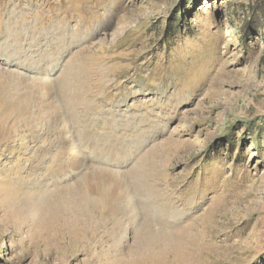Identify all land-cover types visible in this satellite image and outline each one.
Returning <instances> with one entry per match:
<instances>
[{
    "label": "rangeland",
    "instance_id": "1",
    "mask_svg": "<svg viewBox=\"0 0 264 264\" xmlns=\"http://www.w3.org/2000/svg\"><path fill=\"white\" fill-rule=\"evenodd\" d=\"M0 82V264H264V0H0Z\"/></svg>",
    "mask_w": 264,
    "mask_h": 264
},
{
    "label": "bare ground",
    "instance_id": "2",
    "mask_svg": "<svg viewBox=\"0 0 264 264\" xmlns=\"http://www.w3.org/2000/svg\"><path fill=\"white\" fill-rule=\"evenodd\" d=\"M34 29V28H33ZM37 30L40 31L41 29H34V33H37ZM68 79V78H67ZM2 83V82H0ZM43 85V84H42ZM67 86V85H66ZM44 89L46 90V93H41L44 96H49L50 98L52 97L53 99V94H52V86L50 83H44ZM43 90V89H42ZM17 93V92H16ZM40 94V92H39ZM40 94V95H41ZM3 96V97H2ZM43 96V98H44ZM3 98L4 95L3 93L0 91V141L2 142L3 140H5L8 136V133L6 131V127L8 126V122L11 123H16L17 121H19L21 119V116L19 114H17L19 111V107L16 102L12 103L11 105L8 103H4L3 102ZM42 98V97H41ZM39 99V98H38ZM78 100V99H77ZM13 101H17V100H13ZM12 101V102H13ZM80 101V100H78ZM18 102V101H17ZM19 103V102H18ZM56 103V102H55ZM54 102H51L49 104V108H52V110H55V113H57L59 111V105H56ZM22 104V103H21ZM22 106V105H21ZM61 107V106H60ZM48 108V109H49ZM68 109H70V107H68ZM22 110V109H21ZM51 111V110H50ZM22 112V111H21ZM69 112V110H68ZM53 113V112H52ZM21 114V113H20ZM71 115V114H70ZM73 118V116H72ZM76 118V117H75ZM74 119V118H73ZM72 121V120H71ZM78 121V119H77ZM10 126V125H9ZM12 127V126H11ZM86 140H81L79 143L77 142H73V141H66L65 142V147L67 148V150H73L75 148L78 147H84L86 149H90L94 147V141L91 139H87ZM93 175V174H92ZM96 180V179H95ZM104 181V180H103ZM122 189V188H121ZM36 195V194H35ZM33 197V196H32ZM33 199V198H32ZM30 200V199H29ZM34 200V199H33ZM35 203L37 204H32L30 206V208L32 207V210L35 212V214L37 213V211L40 209H42L45 212L46 218H45V223L44 225L47 228L51 227V194H43L40 195H36V200ZM28 204V203H27ZM29 205V204H28ZM27 205V206H28ZM39 210V211H40ZM129 214V213H128ZM37 215V214H36ZM37 217V216H36ZM53 221V220H52ZM134 264H143L142 261L134 263ZM147 264V263H146Z\"/></svg>",
    "mask_w": 264,
    "mask_h": 264
}]
</instances>
